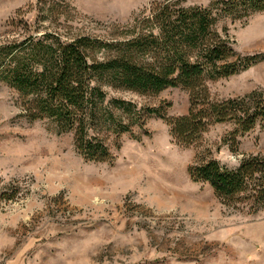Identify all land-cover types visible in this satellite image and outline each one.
Returning a JSON list of instances; mask_svg holds the SVG:
<instances>
[{
    "label": "rangeland",
    "instance_id": "rangeland-1",
    "mask_svg": "<svg viewBox=\"0 0 264 264\" xmlns=\"http://www.w3.org/2000/svg\"><path fill=\"white\" fill-rule=\"evenodd\" d=\"M215 1L0 0V44L45 33L118 38L153 4ZM224 27L238 53H264V12L222 18L218 29ZM209 87L219 99L264 89V61ZM106 90L142 110L163 106L168 117L190 108L182 87L159 94ZM233 129L230 122L214 124L202 142L184 147L152 114L144 127H133L134 135H109L115 162L91 161L77 150L73 133L23 116L18 93L0 82V264H264V208L230 206L188 172L202 151L228 167L264 155V120L238 137L237 151L223 142Z\"/></svg>",
    "mask_w": 264,
    "mask_h": 264
},
{
    "label": "trees",
    "instance_id": "trees-1",
    "mask_svg": "<svg viewBox=\"0 0 264 264\" xmlns=\"http://www.w3.org/2000/svg\"><path fill=\"white\" fill-rule=\"evenodd\" d=\"M150 11L123 37L63 40L45 33L0 44V82L18 93L28 120L48 119L59 133H73L87 160L115 162L109 135H134L133 127H144L152 114L167 122L173 140L184 147L202 142L214 124L230 122L234 129L223 142L237 151L238 137L264 120V89L219 99L209 82L248 70L264 61V53H238L228 27L220 31L218 24L264 12V0H217L210 7L165 2ZM106 87L140 94L182 87L190 93V108L168 117L163 106L142 110L132 101L109 98ZM188 172L230 206L264 208V155H246L237 167H228L211 150L202 151Z\"/></svg>",
    "mask_w": 264,
    "mask_h": 264
}]
</instances>
